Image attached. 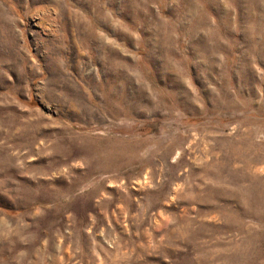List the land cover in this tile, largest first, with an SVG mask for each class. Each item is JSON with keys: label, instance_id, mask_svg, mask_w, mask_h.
Returning a JSON list of instances; mask_svg holds the SVG:
<instances>
[{"label": "rangeland", "instance_id": "1", "mask_svg": "<svg viewBox=\"0 0 264 264\" xmlns=\"http://www.w3.org/2000/svg\"><path fill=\"white\" fill-rule=\"evenodd\" d=\"M0 264H264V0H0Z\"/></svg>", "mask_w": 264, "mask_h": 264}, {"label": "bare ground", "instance_id": "2", "mask_svg": "<svg viewBox=\"0 0 264 264\" xmlns=\"http://www.w3.org/2000/svg\"><path fill=\"white\" fill-rule=\"evenodd\" d=\"M188 24V23H187ZM196 27V26H195Z\"/></svg>", "mask_w": 264, "mask_h": 264}]
</instances>
